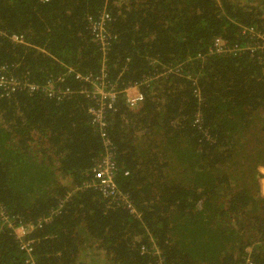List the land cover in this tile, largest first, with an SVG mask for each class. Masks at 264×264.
I'll return each instance as SVG.
<instances>
[{
	"label": "trees",
	"instance_id": "trees-1",
	"mask_svg": "<svg viewBox=\"0 0 264 264\" xmlns=\"http://www.w3.org/2000/svg\"><path fill=\"white\" fill-rule=\"evenodd\" d=\"M106 9L104 55L88 18ZM241 25L264 33V0H0V65L75 91L0 89V206L50 218L29 235L35 263L0 218V264H159L150 236L164 264H244L248 247L264 264V64L206 52L216 36L243 42ZM103 64L108 80L147 79L143 104L119 101L108 126L116 181L141 218L95 186L104 148L75 74Z\"/></svg>",
	"mask_w": 264,
	"mask_h": 264
},
{
	"label": "built area",
	"instance_id": "built-area-1",
	"mask_svg": "<svg viewBox=\"0 0 264 264\" xmlns=\"http://www.w3.org/2000/svg\"><path fill=\"white\" fill-rule=\"evenodd\" d=\"M106 2L109 0H105ZM110 18L109 11L103 10L98 20L89 17L90 29L93 33V40L100 46V50L106 53L110 43L111 34L108 33L104 27V22ZM110 20V19H109ZM240 33L243 42H232L222 36H216L206 50L208 54H231L237 55L248 52L251 55L257 54L259 59L264 64V33L251 25H241ZM3 33H0V35ZM11 41L15 43H23L24 36L20 34H11L9 36ZM127 69V66H124ZM174 67H169L172 70ZM68 72H72V68H68ZM106 64H103L101 71L94 75L93 73L82 74L76 73V79L84 81L79 91L86 97L92 100V104L88 108L91 116V124L94 129L100 134L104 148L102 159L99 160L93 167V177L95 186L101 190L104 197L118 199L127 209L130 210L137 218H141V213L138 211L131 199L124 194L116 181L117 167L114 162V151L116 147L109 134V116L118 109L119 101L129 109H137L140 107L145 98V93L141 90L142 83L147 82V79L142 81H135L128 84H120L118 80H108ZM61 79L62 77H57ZM121 79V76H118ZM57 82V81H56ZM0 89L10 94L18 89H27L31 94L37 91H44L49 97L68 98L69 95L75 91L64 86H42L35 82H22L20 78L10 75L7 72L5 65H0ZM59 91V93H57ZM57 98V99H58ZM119 195V196H118ZM0 218L9 223L14 229L16 238L19 241L21 250H24L29 255V261L35 263L32 255L34 240L29 237L30 233L37 227H41L43 222H47L50 218L40 219L39 221L22 220L17 221L15 217H11L6 210L0 206ZM152 240V248L159 256V264H164L162 260V249L156 243L155 239L150 236ZM248 254L244 264H254L253 259L250 257V247L247 248Z\"/></svg>",
	"mask_w": 264,
	"mask_h": 264
},
{
	"label": "rangeland",
	"instance_id": "rangeland-1",
	"mask_svg": "<svg viewBox=\"0 0 264 264\" xmlns=\"http://www.w3.org/2000/svg\"><path fill=\"white\" fill-rule=\"evenodd\" d=\"M258 187H256L257 189H259L260 193L263 194L264 196V165H260L259 166V177H258ZM257 191V190H255Z\"/></svg>",
	"mask_w": 264,
	"mask_h": 264
},
{
	"label": "crops",
	"instance_id": "crops-1",
	"mask_svg": "<svg viewBox=\"0 0 264 264\" xmlns=\"http://www.w3.org/2000/svg\"><path fill=\"white\" fill-rule=\"evenodd\" d=\"M261 195H263V194H261Z\"/></svg>",
	"mask_w": 264,
	"mask_h": 264
}]
</instances>
